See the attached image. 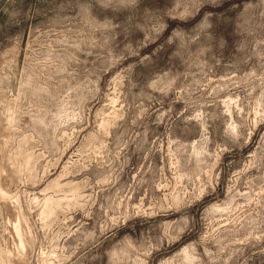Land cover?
Listing matches in <instances>:
<instances>
[{
  "label": "clouds",
  "instance_id": "9594fccd",
  "mask_svg": "<svg viewBox=\"0 0 264 264\" xmlns=\"http://www.w3.org/2000/svg\"><path fill=\"white\" fill-rule=\"evenodd\" d=\"M0 264H264V0H0Z\"/></svg>",
  "mask_w": 264,
  "mask_h": 264
}]
</instances>
